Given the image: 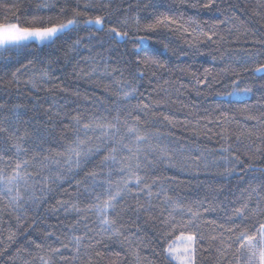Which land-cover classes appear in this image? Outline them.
I'll list each match as a JSON object with an SVG mask.
<instances>
[{
    "label": "snow or ice",
    "instance_id": "snow-or-ice-1",
    "mask_svg": "<svg viewBox=\"0 0 264 264\" xmlns=\"http://www.w3.org/2000/svg\"><path fill=\"white\" fill-rule=\"evenodd\" d=\"M215 4L216 0H195L191 7L212 10ZM0 7L4 9V14L0 16V58L4 60L10 62L20 57L37 42L51 46L68 37L70 32H75L77 35L70 37L71 51L76 52L83 45L90 54V59L84 61L89 69H81L76 75L92 79L97 74L103 58L98 62L95 57H91L92 47L98 45L103 48L105 44L119 45L121 42L133 44L132 54L137 57L134 63L140 69L132 80H125L120 69L109 71L104 67V77L109 80L117 74L120 77L114 81L118 91L110 105L97 101L86 106L88 111L76 109L73 113L62 115L63 106L53 100L44 112L46 123L57 124L62 138L50 135L49 139H45L41 129L35 126V117L23 119L26 111L20 109L24 106L16 105L6 114L5 106L0 105V198L6 199L13 212L19 213L16 216V231L11 228L8 230L6 239L9 244L0 242V257L8 254V247L16 242V234L23 227L20 223L22 216L30 209L46 204L67 184L73 187V191L64 190L63 195L67 199H57L51 211L54 214L63 212L66 216L74 214L73 223L67 226L70 235L61 239L58 234L46 233V238L54 239V244L58 246L49 244L44 255L33 257L40 264H63L69 259L64 255L65 250L73 252V259L79 257L82 249L103 259L104 253L97 245L103 246L104 238L116 239L125 245L124 259L131 257L132 264H201L205 253L213 254L214 264H264V168H257L241 158L238 148L233 147V140L238 145L241 136L227 134L223 122L213 121L207 110L206 115L201 117L207 120L204 127L219 124L222 131L216 135L224 141L218 149L217 159L211 162L203 152L177 143L171 138V133L150 131V127L155 128L159 124L175 127L178 122L169 115L153 119L151 125L147 121L142 122V116L162 107L163 102L157 100L153 104L148 101L143 93H139L135 83L143 80L146 71L155 77L157 72L167 69L156 53L141 56L144 51L141 44L150 40V34L167 30L179 33L181 38H190L194 44H219L233 34L239 40L243 28V43L247 47L242 49L243 55L235 61L238 67L228 65L220 69L218 75L230 79L233 92L228 95L242 93L253 96L252 105H246L245 111L250 112V108H254L260 114L244 117L245 121H254L258 126L257 131L249 130L247 133L249 138L254 137L248 149L253 157L264 155V83L259 85L258 97L251 86L241 87L242 80L249 74H260L264 80V31L257 37L242 19L238 27V17L235 15L209 23L193 17L185 20L183 13L178 17L159 13L150 22L142 24L139 17L114 18L110 0H64L63 3L45 0L41 7L55 12V15H32L23 21L15 14L8 15L16 7L15 4L5 3L0 4ZM257 9H253L252 14L264 17V0H257ZM189 22L194 27H186L185 24ZM225 25L228 26L223 29L226 35H222V26ZM82 31L90 34L80 36L78 33ZM140 32L145 35H137ZM249 33L255 38L248 39ZM93 41L96 45H93ZM33 64V60L20 62V67L11 73L10 83L18 85V77L31 71L32 74L24 83L31 90L39 92L42 84L49 82L50 74L46 70L33 68ZM212 79V69L205 68L196 77V82L212 87ZM57 90L64 91L63 87L57 85L47 89ZM200 94L197 91V95ZM108 99L112 100L111 93ZM85 100L90 98L86 96ZM133 100L137 101L134 105L131 104ZM41 107L42 104L34 105L36 110ZM221 115L224 121L228 120L226 114ZM248 159L251 160V157ZM210 164L223 169L217 173L221 176H232L236 174L237 168L241 172L260 173L245 180L247 186L238 188V195L233 193L236 198L230 211L225 212L226 219L223 222L205 216L216 211L212 206L215 190L212 199L206 196L204 199L187 201L169 194L168 186L173 182L172 178L157 174L162 170L178 168L199 175L201 168L207 173ZM114 176L118 179H114ZM129 199L134 203H128ZM122 213H130L135 217L131 225L121 223ZM142 213L147 214L144 223L151 222L154 239H145L140 235L143 231L139 223ZM93 216L95 219L91 223L95 224L94 228L89 226ZM81 225L85 231L77 235ZM202 226L209 231L206 233ZM29 243L44 250L45 246L41 243ZM24 251L27 249L17 248L16 254L11 256V264H15ZM146 251L150 255H145ZM230 255L232 259H229ZM114 256L119 257L120 253ZM33 260L24 259L23 264H33ZM109 264L119 262L109 258Z\"/></svg>",
    "mask_w": 264,
    "mask_h": 264
},
{
    "label": "trees",
    "instance_id": "trees-1",
    "mask_svg": "<svg viewBox=\"0 0 264 264\" xmlns=\"http://www.w3.org/2000/svg\"><path fill=\"white\" fill-rule=\"evenodd\" d=\"M48 2L53 3L56 0H48ZM63 2L64 0H59V3ZM110 2L114 18L139 17L142 24L150 22L159 13L177 17L183 13L185 20L188 17H193L209 23L222 20L226 16L235 15L238 17V27L239 20L242 19L245 21L246 26L251 29V32L256 33L257 37L261 31H264V17L252 14L253 9L258 10L257 0H216L212 10L191 7L195 0H184L183 4L181 0H110ZM5 3L16 5L8 15L15 14L22 21L30 19L32 15H55V12L41 7L45 0H0V4ZM121 13L123 15H120ZM3 14L4 9L0 7V16ZM185 26L194 27L190 22ZM226 27L228 26H222V35H226V32L223 31ZM78 34L88 36L90 33L82 31ZM76 35L77 33L70 32L68 37L56 41L51 46H44L39 43L33 44L20 57L13 58L10 62L0 58V105L5 106L6 114H8L7 110L14 109L16 105L24 106L20 109L22 112L26 111L23 119L29 120L35 117V126L41 129V134L44 135L45 139H49L50 135L53 138H62L63 135L57 124L49 125L46 123L47 117L44 112L53 103V100L63 106L62 115L73 113L76 109L88 111L86 106L97 101H103L107 106L115 99L118 85L114 81L120 77L118 74L113 76L111 80L104 77V67L106 66L109 71L120 69L125 80H132L133 76L140 71L134 63L137 57L132 54L133 44L128 43L125 45L121 42L119 45L105 44L103 48L98 45L95 47L90 45L89 47H92L91 57H95L98 62L101 61L102 57L103 62H101L97 74L92 79L76 75L81 69L85 71L89 69V65L84 61L90 59V54L84 50L83 45L76 52L71 51V38ZM137 35L143 36L145 33L140 32ZM150 36V40H145L141 44V49L144 50L141 52V56L156 53L157 58L164 62L167 69H171V71L162 69L157 72L155 77L152 76L150 71H146L143 80L135 82L139 88V93H143L148 101L153 104L157 100L163 102L162 107L155 108L147 115L142 116V122L147 121L151 125L153 119L157 117L172 116L178 122L175 127L165 123L159 124L155 128L150 127L149 130H159L165 134L171 133V138L177 143L203 152L204 156L211 162L217 159L218 149L224 141L216 135V133L222 131L219 124L213 123L208 124L207 128L204 127L207 120L201 119V117L206 115L205 110H207L213 121L223 122V128L227 130V134L241 136V143L238 145L233 140V147L238 148L241 158L257 168H264V155L257 154L253 157L252 152L248 149V145L254 137L249 138L247 133L249 130L257 131L258 126L255 125L254 121H245L244 117L248 114L259 115L260 113L259 110L254 108H250V112L245 111V106H251L254 98L251 94L233 93L228 95V93L233 92L230 79L227 76L218 75L220 69L228 65L238 67L235 61H238L240 56L243 55L242 49L247 47L243 43L245 39L243 28H241L239 40L233 34L219 44H194L190 42V38H181L179 33L167 30L150 34ZM253 38L255 37L249 33L248 39ZM93 45H96L95 41H93ZM165 45H167V48H165ZM27 60L34 61L33 68L46 70L50 74L49 82L43 83L39 92L31 90L24 83L27 77L32 74L31 71L18 77L20 81L18 85L10 83L12 80L11 73L20 67V62L27 63ZM126 61L128 63H125ZM205 68L212 69L214 77L212 87L198 85L196 82V77L200 76ZM181 69L184 71H180ZM193 73H196V76H193ZM165 81H168V83H165ZM217 81L222 82L217 83ZM262 83H264V80L260 78V74L255 76L249 74L246 79L242 80L241 87L251 86L255 96L258 97L260 95L258 88ZM53 85L63 87L64 91H47V89H52ZM197 91L201 94L197 95ZM109 93L112 95V100L108 99ZM86 96L90 100H85ZM136 103V100L131 101L133 105ZM36 104H42L43 107L36 110L34 108ZM53 111H55V108ZM221 114H226L228 120L224 121V116ZM236 121L240 123L237 124ZM245 124L247 127H244ZM184 125H187V127H184ZM49 129H51V134ZM208 129H211V131L209 132ZM53 144H55V139H53ZM248 157H251V160ZM177 158L179 159V156ZM222 170V168L213 167L210 164L207 173L201 168L199 175L194 171H180L178 168L162 170L157 174L172 178L173 182L168 186L169 194L183 197L187 201L204 199L206 196L212 199L215 190L216 195L212 206L216 208V211L207 213L205 216L207 219H217L219 222H223L226 219L225 212L230 211L236 198L233 193L238 195V188L247 186L244 181L251 176H258L260 173L247 170L241 172L237 168L236 174L232 176L218 175L217 173ZM242 176L244 177L243 180L241 179ZM113 178L118 179L116 176ZM64 190L72 192L73 187L66 184L64 189L58 190L46 204L39 208H32L26 215L22 216L20 223L23 227L16 234V242L8 247V254L0 257V264H11V256L16 254L17 248L27 249V251L22 252L15 262V264H23L24 259L33 260V257L44 255L49 244L58 246L54 244V239L46 238L48 232L60 235L61 239H64L65 235H70L67 226L73 223L74 214L66 216L63 212L54 214L51 211L57 199H67L63 195ZM128 203L134 202L129 199ZM153 203L158 204L159 202L153 201ZM158 210L157 208L156 211ZM18 214L8 206L6 199L0 198V242L4 245L9 244L6 239L9 228L16 231V216ZM94 219L93 216L89 221V226L93 228L95 224H92L91 220ZM134 219L135 217L130 213H122L120 221L127 226L131 225ZM146 219L147 214L142 213L139 223L143 231L140 235L145 239H154V229L151 222L144 223ZM202 229L206 233L209 231L208 228L203 226ZM84 231L85 229L81 225L78 227L76 234H82ZM30 241L43 244L45 246L44 250L37 249L34 243H29ZM97 248L104 253L103 259L95 257L94 253L90 254L84 249L81 250L78 258L73 259V252L65 250L64 255L68 256L69 259L63 264H89V260L91 264H109V258L117 260L119 264H132L131 257H128L127 260L124 259L126 246L116 239L104 238L103 246L97 245ZM115 253H120V256L115 257ZM144 254L150 255V252L146 251ZM229 259H232L231 255ZM33 264H40V262L39 260H33ZM201 264H214L213 254L205 253Z\"/></svg>",
    "mask_w": 264,
    "mask_h": 264
},
{
    "label": "rangeland",
    "instance_id": "rangeland-1",
    "mask_svg": "<svg viewBox=\"0 0 264 264\" xmlns=\"http://www.w3.org/2000/svg\"><path fill=\"white\" fill-rule=\"evenodd\" d=\"M38 43V42H37Z\"/></svg>",
    "mask_w": 264,
    "mask_h": 264
}]
</instances>
